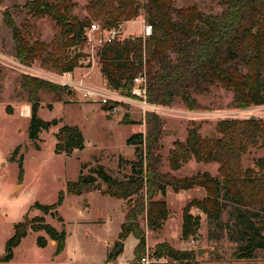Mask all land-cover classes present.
<instances>
[{
    "label": "rangeland",
    "instance_id": "1",
    "mask_svg": "<svg viewBox=\"0 0 264 264\" xmlns=\"http://www.w3.org/2000/svg\"><path fill=\"white\" fill-rule=\"evenodd\" d=\"M26 1L0 0V264H143L144 256L149 257L150 264L188 263L155 254L156 246L161 243L180 251L193 252V261L198 264H264V249L255 250L254 257L250 259L235 257V251L247 243L242 224L254 223L264 233V215L260 206L246 208L224 199V212L219 219H209L199 208L193 207L191 213L200 216V226L194 235L183 238V210L193 199L206 196L201 187L175 191L167 186L165 198L170 214L156 229L148 227L145 215L141 218V226L146 232V249L136 260L134 249L137 238L133 235L125 240L119 238L130 204L127 200L105 195L101 189H92L78 196L67 194L57 211L45 214L33 208L36 202L55 203L59 192L65 191L67 182L87 175L90 167L102 165L118 179L131 175V161L140 155L136 146L128 144L127 140L135 133L146 132L148 112L143 113L140 100L133 98L131 92L115 90L98 74L85 76L81 70L80 74L71 73V77L80 80L85 76L89 85L115 90L118 97L116 113L105 109L99 98H87L74 87L55 82L54 76L70 77L61 71L60 62L77 53L81 54L78 67L101 68V48L92 50L84 42L79 46L66 47L60 27L46 16L29 13L24 8ZM70 1V16L79 19L90 17L91 22L104 26L102 20L90 16L88 0ZM145 2L138 0L141 6ZM174 3L177 7L196 6L200 11L211 14H220L223 10L218 0H174ZM5 12L30 44L45 42L49 45L47 51L31 63H22L16 57L14 30L6 23ZM145 23L149 22L144 9L140 8L138 17L122 22L121 39L143 38ZM24 75L66 88L57 94L51 91L39 93V116L50 123L47 129L41 130L36 140H31L28 135L31 103L28 92L21 88ZM195 98L197 107L193 109L178 98L172 104L158 105L152 111L163 122L161 170L171 171L177 177H190L203 172L217 176L218 163L197 162L194 158L183 163L179 169L172 170L169 154L175 142L184 141L192 125L199 127L204 136H211L215 134L216 124L223 119L256 117L264 120V104L245 109L235 107L233 93L219 85L211 87L207 93L196 94ZM27 106L29 115H21V109L24 113L28 112ZM126 117L129 119L127 123L123 122ZM54 120L56 124H52ZM64 125L80 128L85 139L82 150H74L71 154L56 152V134ZM262 156L264 137L243 154L242 166L253 167L255 159ZM19 166L23 169L21 178ZM37 216L44 217L45 222L57 229L62 227L58 217L63 218L67 231L64 251L56 255L55 240L43 230L29 229L27 236L14 248L11 261L2 263L5 245L15 232V224L26 217L32 219ZM39 236L47 239L45 247L38 245ZM111 240L124 241V248L119 254H114L117 246H113ZM199 249H202L201 254Z\"/></svg>",
    "mask_w": 264,
    "mask_h": 264
},
{
    "label": "trees",
    "instance_id": "2",
    "mask_svg": "<svg viewBox=\"0 0 264 264\" xmlns=\"http://www.w3.org/2000/svg\"><path fill=\"white\" fill-rule=\"evenodd\" d=\"M223 6L220 14L200 11L196 6L177 7L174 0H146L141 6L138 0H88L87 10L91 17L100 19L105 28H112L123 21L139 16L144 9L147 22L153 32L147 38L128 37L101 48V72L108 84L117 90L131 92L134 78L145 74L147 78L146 100L151 104L170 105L180 98L188 108H196L195 95L210 91L219 85L233 93L235 107L245 109L264 104V0H218ZM70 0H27L24 8L34 16L48 17L61 30L66 47L79 46L84 42L85 28L91 18L79 19L70 16ZM6 23L14 30L17 43L16 57L22 63H31L47 51L48 44L29 39L7 18ZM80 53L61 65L62 72H72L79 66ZM244 69V70H243ZM21 88L28 92L31 116L28 135L38 139L39 133L49 127L50 121L39 116L41 91L61 93L66 88L24 75ZM108 105H104L108 109ZM126 117L123 122L127 123ZM56 120L52 124H56ZM146 132H138L128 138L136 146L139 158L132 160V174L118 179L102 165L90 167L87 175L68 181L65 191H60L53 204L36 202L33 208L43 213L57 211L67 194L81 195L92 189L130 202L121 225L119 238L130 235L137 238L134 249L135 260L146 249V232L141 226L145 215L148 227L156 229L170 214L165 191L167 186L175 191L201 187L206 191L202 199L195 198L183 210L182 236L188 239L200 226V216H194L191 208L197 207L209 219H219L224 212L222 200H229L246 208L260 206L264 215V156L255 159L253 167L242 166V157L250 147L256 146L264 137V120L256 117L223 119L216 124L215 134L204 136L199 127L192 125L184 141H176L170 150L169 162L172 170L194 158L197 162L218 163L219 175L209 172L190 177H177L171 171L161 170L163 163V122L159 115L148 112ZM56 152L71 154L82 150L85 139L75 125H64L56 134ZM19 178L22 177V166ZM62 223L57 229L44 217L25 218L15 224L13 236L6 242L2 263L13 258V250L32 231H45L57 242L55 254L64 251L67 231ZM264 224V219L262 220ZM247 235L245 246L235 251L236 258L250 259L257 249H264V233L254 223L242 224ZM40 247L47 239L39 236ZM158 256L173 260L194 262L191 251H180L167 243L155 248ZM112 257V254H111ZM106 264V263H105Z\"/></svg>",
    "mask_w": 264,
    "mask_h": 264
},
{
    "label": "built area",
    "instance_id": "3",
    "mask_svg": "<svg viewBox=\"0 0 264 264\" xmlns=\"http://www.w3.org/2000/svg\"><path fill=\"white\" fill-rule=\"evenodd\" d=\"M123 24L119 23L117 26L112 28H105L98 22H91L88 27L85 28L84 32V43L91 47L92 50L97 48H102L104 44L111 43L117 40H121V29ZM153 32L152 25L149 23L144 24L143 38H147ZM66 75L70 77L54 76L55 82L60 83L63 86H72L75 89L81 91L83 95L87 98L97 97L104 104L108 105L110 113H116L118 111L117 106V94L115 90H110L108 87H94L85 82V76L80 80H73L71 77V72H66ZM105 85H108L107 83ZM146 86L147 78L145 74L138 75L134 78V85L132 87L131 93L134 95L133 98L140 100V107L143 113L155 111L158 105L151 104L146 100ZM30 112V109H29ZM21 115H27L24 110L21 109ZM143 264H150L148 256L142 258Z\"/></svg>",
    "mask_w": 264,
    "mask_h": 264
},
{
    "label": "crops",
    "instance_id": "4",
    "mask_svg": "<svg viewBox=\"0 0 264 264\" xmlns=\"http://www.w3.org/2000/svg\"><path fill=\"white\" fill-rule=\"evenodd\" d=\"M81 70L84 71L83 74H84L85 76H87L88 74L90 75L91 73H93V76H95V74H98V75H100L101 77L104 78V76L102 75V72H101V68H100V66H97V67L93 66L92 68H91V67H90V68H82V67H78V68H76V69L74 70V72H71V73L73 74V73L77 72V73L80 74V73H81ZM85 72H86V73H85ZM104 80H105V82H107L105 78H104ZM77 196H78V195H77Z\"/></svg>",
    "mask_w": 264,
    "mask_h": 264
},
{
    "label": "water",
    "instance_id": "5",
    "mask_svg": "<svg viewBox=\"0 0 264 264\" xmlns=\"http://www.w3.org/2000/svg\"><path fill=\"white\" fill-rule=\"evenodd\" d=\"M110 243L113 245V246H117V249L114 251V254H119L123 248H124V241L122 240H111ZM199 254L202 253V249H199L198 251Z\"/></svg>",
    "mask_w": 264,
    "mask_h": 264
},
{
    "label": "bare ground",
    "instance_id": "6",
    "mask_svg": "<svg viewBox=\"0 0 264 264\" xmlns=\"http://www.w3.org/2000/svg\"><path fill=\"white\" fill-rule=\"evenodd\" d=\"M27 111H28V112H27V115H26V116H28V115H29V107H28V106H27Z\"/></svg>",
    "mask_w": 264,
    "mask_h": 264
}]
</instances>
